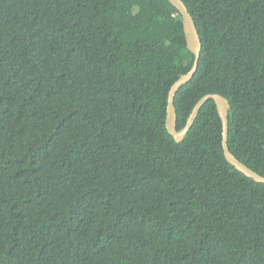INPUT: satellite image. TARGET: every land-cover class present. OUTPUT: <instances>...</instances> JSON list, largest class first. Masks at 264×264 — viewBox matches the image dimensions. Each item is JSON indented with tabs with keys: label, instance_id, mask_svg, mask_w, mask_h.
I'll return each instance as SVG.
<instances>
[{
	"label": "trees",
	"instance_id": "1",
	"mask_svg": "<svg viewBox=\"0 0 264 264\" xmlns=\"http://www.w3.org/2000/svg\"><path fill=\"white\" fill-rule=\"evenodd\" d=\"M201 41L177 130L227 98L264 176V0H182ZM168 0H0V264H264V183L228 162Z\"/></svg>",
	"mask_w": 264,
	"mask_h": 264
},
{
	"label": "water",
	"instance_id": "2",
	"mask_svg": "<svg viewBox=\"0 0 264 264\" xmlns=\"http://www.w3.org/2000/svg\"><path fill=\"white\" fill-rule=\"evenodd\" d=\"M171 2L177 10L180 12L182 16V23L185 31V36H186V43H187V48L188 50L193 54L194 56V61L192 64L191 69L182 75L171 87L169 96H168V105H167V118H166V127L168 132L175 138L176 141H181L184 139L185 134L188 132L190 126L192 125L200 107L202 104L207 101L208 99H212L217 107V111L219 113V116L222 120V125H223V150H224V155L228 162L232 164L237 170L242 172L244 175H246L249 178H252L256 182H261L264 183V176L259 175L252 169H250L248 166L243 164L241 161H239L229 150L228 145H227V137H228V107H229V102L227 98L220 94H209L204 97H202L194 106L187 123L185 127L182 130H177L176 126V109L174 105V98L176 92L181 88L184 84L189 82L198 66L199 58H200V53H201V41L200 37L195 25V22L191 16V14L188 11L187 6L182 0H168Z\"/></svg>",
	"mask_w": 264,
	"mask_h": 264
}]
</instances>
